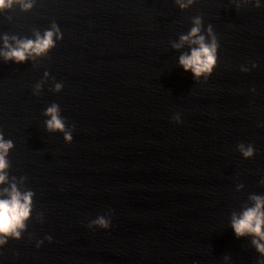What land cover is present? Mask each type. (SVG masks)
<instances>
[{"label": "water", "instance_id": "obj_1", "mask_svg": "<svg viewBox=\"0 0 264 264\" xmlns=\"http://www.w3.org/2000/svg\"><path fill=\"white\" fill-rule=\"evenodd\" d=\"M258 2L194 0L181 10L175 0H35L29 11L16 2L0 9V133L13 142L0 200L15 190L23 203L31 193L25 227L0 245V264H256L252 237L237 238L231 219L264 196ZM195 16L206 42L210 24L219 44L207 80L179 64L195 45L173 47ZM53 22L62 35L52 47L5 60ZM53 104L64 131L46 127ZM99 216L108 228L88 226Z\"/></svg>", "mask_w": 264, "mask_h": 264}, {"label": "clouds", "instance_id": "obj_2", "mask_svg": "<svg viewBox=\"0 0 264 264\" xmlns=\"http://www.w3.org/2000/svg\"><path fill=\"white\" fill-rule=\"evenodd\" d=\"M13 2L19 3L22 10L29 11L32 9L35 0H0V9L11 7ZM178 7L183 10L187 9L194 3V0H175ZM256 7H260L257 0ZM239 8V6H237ZM193 26L186 35L180 36V44H174L173 47L179 48L181 44L187 42L189 45H195L190 47L188 54H182L179 57V64L185 71H191L194 78H199L203 75L207 80L212 73L214 67L217 64V49L219 47L216 35L213 33L212 26L209 24L205 29L208 33V41L206 37L201 33L202 18L200 16L192 17ZM56 35L57 39L61 38V32L55 22L52 24L51 30H46L41 38L37 34L35 41L25 40L18 41L19 47L9 50L3 53L5 60L13 59L15 62H23L27 59L26 54L36 53L37 55L45 52L47 49L54 45L53 35ZM5 45L7 47V39L5 37ZM15 39V37H13ZM253 67L256 65L253 64ZM246 67H241V71H248ZM39 87V85H37ZM56 89L61 88L60 84H56ZM50 116L47 120L46 127L48 130L64 131V122L60 118L58 113V106L53 104L48 107L45 112ZM173 119L179 123V114L173 116ZM65 140L71 141L72 137L69 133H65ZM13 148V142L11 140H5L2 133H0V182L5 180V169L9 167V162L6 159L9 150ZM237 149L244 158H250L254 154V148L251 144L247 146L244 143L237 144ZM264 184V180H261ZM237 187H243L238 185ZM30 196L31 193L25 194L23 197V203H21L19 193L13 190L10 199L0 200V245H4L9 237L19 239L21 232L17 229H24V221L30 215ZM250 199L254 202L251 207H246L242 210L241 214L237 216L235 213L232 215L231 228L237 238L244 237L246 235L251 236V244L254 246L257 253L260 254V259L256 264H264V196L253 195ZM98 225L100 228H108L110 219H105L103 216L97 217V219L89 223V227L92 225ZM51 241V237H46ZM40 241L37 242L39 246ZM228 259L227 256L224 257Z\"/></svg>", "mask_w": 264, "mask_h": 264}]
</instances>
